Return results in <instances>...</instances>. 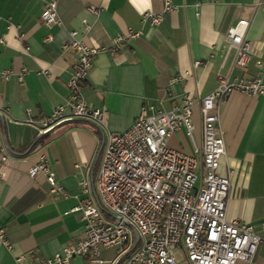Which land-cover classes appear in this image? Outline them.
I'll return each instance as SVG.
<instances>
[{
    "label": "crops",
    "instance_id": "1",
    "mask_svg": "<svg viewBox=\"0 0 264 264\" xmlns=\"http://www.w3.org/2000/svg\"><path fill=\"white\" fill-rule=\"evenodd\" d=\"M47 1L0 0V68L13 73L10 79L0 73V227L13 244L9 248L0 237V264H34L38 256L82 237V214L70 210L86 195L80 180L88 181L87 194L96 199L104 139L108 132L129 128L143 105L169 109L188 96L202 97L217 87L219 75L264 77V0H170L176 9L156 26L142 22L141 15L162 12L163 0H53L62 25L51 27L40 18ZM241 19L248 21L246 38L253 48L244 68L235 66L236 50L226 38ZM128 29L141 35L116 53H98L82 84L86 103L105 111L104 124L70 117L44 131L39 118L68 97L76 60L75 52L62 49L69 32L77 30L87 44L101 47ZM219 119L226 154L218 170H229L231 178L226 216L253 224L263 239L250 264H264V94L233 92L219 104ZM192 121V137L177 132L169 138L171 146L198 152L197 108ZM41 151L61 190H52L44 174H29ZM135 239L132 232L121 253L120 246H102V263L74 256L68 264H120ZM20 253H25L22 261ZM177 257L178 264H190L182 248Z\"/></svg>",
    "mask_w": 264,
    "mask_h": 264
},
{
    "label": "built area",
    "instance_id": "2",
    "mask_svg": "<svg viewBox=\"0 0 264 264\" xmlns=\"http://www.w3.org/2000/svg\"><path fill=\"white\" fill-rule=\"evenodd\" d=\"M163 1L162 12L146 11L142 13L141 21L156 26L165 13L176 9L170 0ZM40 18L48 27L62 25L53 0L44 3ZM247 29L248 21L241 19L226 33L228 47L236 50L235 66L239 68L248 65L253 51L246 38ZM140 35L141 31L128 29L116 34L111 45L96 47L87 44L77 30H71L69 40L62 45L64 51L71 50L76 54L67 81L68 97L50 114L39 118L43 130L70 117L88 118L98 125L104 124L105 111L86 103L82 84L98 53H116ZM257 63L263 66L262 61ZM0 73L5 79L13 75L1 68ZM25 73L24 69L18 75L20 81ZM233 92L252 98L263 95L264 77L258 74L229 79L219 75L217 87L207 95L188 96L169 109L149 102L141 107L129 128L108 132L94 179L97 197L87 194L88 181L83 178L80 180L81 191L86 195L70 209L82 214V237L66 243L51 255L38 256L34 264H68L74 256L84 257L91 263H102L100 248L117 245L121 253L132 232L136 239L130 245V252L121 257L120 264H178V248L183 249L190 264H234L237 259L250 264L263 237L253 224L227 218L230 172L218 170L226 154L219 104ZM195 108L200 118L198 152L171 146L169 138L177 132L192 137ZM65 110L69 112L68 117L64 116ZM2 149V159L6 161V148ZM39 173L52 184V190H61L44 151L29 168L32 176ZM260 224L264 228V220ZM0 237L13 248L4 227H0ZM24 258L25 253L17 256L18 261Z\"/></svg>",
    "mask_w": 264,
    "mask_h": 264
},
{
    "label": "rangeland",
    "instance_id": "3",
    "mask_svg": "<svg viewBox=\"0 0 264 264\" xmlns=\"http://www.w3.org/2000/svg\"><path fill=\"white\" fill-rule=\"evenodd\" d=\"M198 175H199V178H198V180H197V184H199V181H200V173H199V171H198ZM178 252V249H176V253ZM180 255H181V253H179Z\"/></svg>",
    "mask_w": 264,
    "mask_h": 264
}]
</instances>
